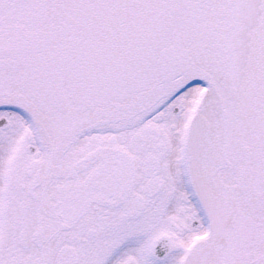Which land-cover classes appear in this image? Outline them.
<instances>
[{"label":"snow or ice","instance_id":"6c2138e0","mask_svg":"<svg viewBox=\"0 0 264 264\" xmlns=\"http://www.w3.org/2000/svg\"><path fill=\"white\" fill-rule=\"evenodd\" d=\"M0 264H264V0H0Z\"/></svg>","mask_w":264,"mask_h":264}]
</instances>
